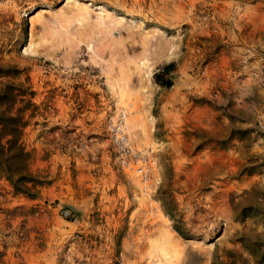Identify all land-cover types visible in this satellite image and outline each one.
Segmentation results:
<instances>
[{
	"label": "rangeland",
	"instance_id": "1",
	"mask_svg": "<svg viewBox=\"0 0 264 264\" xmlns=\"http://www.w3.org/2000/svg\"><path fill=\"white\" fill-rule=\"evenodd\" d=\"M0 65L44 183L0 177V264H263L264 0H0Z\"/></svg>",
	"mask_w": 264,
	"mask_h": 264
},
{
	"label": "trees",
	"instance_id": "2",
	"mask_svg": "<svg viewBox=\"0 0 264 264\" xmlns=\"http://www.w3.org/2000/svg\"><path fill=\"white\" fill-rule=\"evenodd\" d=\"M173 64H167L153 75L160 86H170L165 76L172 73ZM18 71L11 66L0 65V177L16 194L34 198L44 183L29 170L30 154L21 142L22 132L35 117V93L29 86L7 80L16 79ZM36 125V123H33ZM174 230L184 236L178 227ZM264 264V251L262 253Z\"/></svg>",
	"mask_w": 264,
	"mask_h": 264
},
{
	"label": "built area",
	"instance_id": "3",
	"mask_svg": "<svg viewBox=\"0 0 264 264\" xmlns=\"http://www.w3.org/2000/svg\"><path fill=\"white\" fill-rule=\"evenodd\" d=\"M115 146L121 160L122 168L130 169L131 167H134L135 173L138 175L144 176L146 174V165H143L142 158L138 155V153L132 151L127 146L124 136L117 138Z\"/></svg>",
	"mask_w": 264,
	"mask_h": 264
}]
</instances>
